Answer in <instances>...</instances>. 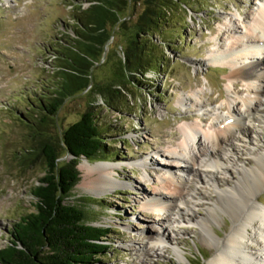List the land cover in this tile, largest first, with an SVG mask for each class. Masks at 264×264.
I'll return each mask as SVG.
<instances>
[{
    "label": "rangeland",
    "instance_id": "374dc122",
    "mask_svg": "<svg viewBox=\"0 0 264 264\" xmlns=\"http://www.w3.org/2000/svg\"><path fill=\"white\" fill-rule=\"evenodd\" d=\"M90 1L0 0V249L8 245L20 218L35 210L33 190L45 174V163L41 157L22 163L30 157L27 152L35 144V133L58 136L92 111L106 130V153L94 160L80 159L81 179L67 204L83 209L89 224L110 230V248L96 264H209L217 253L215 240H224L233 227L230 212L215 208L217 192L227 191L239 179L241 167L255 166L262 154L258 147L264 148V119L250 124L255 128L248 136L238 135V142H230L237 151L236 164L223 166L228 173L223 168L201 169L221 183L214 185L199 177L191 180L186 188L190 194L181 203L168 178L180 176L184 163L167 153L173 151L183 125L210 130L237 124L239 117L230 114L227 104L245 113L243 101L260 98L257 90L247 89L241 80L234 89L229 79L231 69L215 58L224 59L225 51L237 40L234 31L246 32L244 25L254 20L264 0L181 1L186 4L178 3L169 25L154 35L147 48H152L154 62L165 63L159 73L139 76L140 83L129 80L122 99L111 107L95 88L68 98L54 121L44 124L39 119L42 111L31 107V102H37L41 87L50 88L57 80L58 44L66 45L75 37L71 26L77 8H87ZM122 42L117 38L106 48L93 71L94 85L106 82L119 69L115 62L123 58ZM261 54L255 53L264 61ZM242 60L239 64L245 65L247 59ZM230 151L225 152L230 155ZM70 159L65 156L62 161ZM143 162H147L145 167ZM87 165L108 166L110 177L121 185L88 187ZM154 190L168 200L158 210L147 205ZM255 200L264 208V189ZM181 214L195 219L183 222ZM204 219L209 221L208 232L199 224ZM246 244L250 248L246 252L253 253L254 245L247 240ZM147 247L158 251L148 256Z\"/></svg>",
    "mask_w": 264,
    "mask_h": 264
},
{
    "label": "trees",
    "instance_id": "16d2710c",
    "mask_svg": "<svg viewBox=\"0 0 264 264\" xmlns=\"http://www.w3.org/2000/svg\"><path fill=\"white\" fill-rule=\"evenodd\" d=\"M181 1L91 0L87 8H77L71 26L75 37L66 45L58 44L57 80L50 88L41 87L37 102L30 105L42 111L40 121H54L68 98L94 88L111 107L120 102L129 80L140 83L139 76L159 73L165 63L154 62L152 48H147L169 25ZM117 38L123 41V58L115 62L119 69L106 82L94 85L93 71ZM96 118L88 111L58 136L35 133V144L27 152L30 157L22 163L41 157L45 174L33 190L35 210L14 226L8 245L0 249V264H96L110 248V230L89 224L83 209L67 204L81 179L80 159L94 160L106 153V130ZM35 127L39 129L37 123ZM65 156L71 159L62 161Z\"/></svg>",
    "mask_w": 264,
    "mask_h": 264
},
{
    "label": "bare ground",
    "instance_id": "6f19581e",
    "mask_svg": "<svg viewBox=\"0 0 264 264\" xmlns=\"http://www.w3.org/2000/svg\"><path fill=\"white\" fill-rule=\"evenodd\" d=\"M244 27L246 28L245 33L238 32L239 30L234 31V34L238 36L237 40L230 50L225 51L224 59L215 58V61L222 62L231 69L229 79L234 89H237L236 85L241 80L247 89L257 90L256 93L260 95V98L256 101L244 100L243 103L247 108L245 113H242L239 108L232 107L231 103L227 104L230 114L234 113L236 117H239L236 119L239 120L237 124L229 123L224 127L214 126L210 130L200 129L192 124H185L181 127L177 142L173 144V151L167 153L169 158L175 161L181 160L184 163V166L179 169L180 176L174 174L168 178V183H171L169 186L174 188V194L178 195L180 203L190 194L186 188L192 184L191 180L199 177L202 181L208 179L214 185H219L221 181L218 178L211 176L212 173L202 172L201 169L217 170L222 169L227 162L236 164L234 155L237 149H234L230 142H238V135L248 136V133L254 131L255 128H252L250 124L254 125L264 119V61H260L255 55L257 52L264 55V3L259 6L254 20L245 24ZM243 53H246L248 57L244 54L243 58ZM242 59H247L245 65L239 64L238 60ZM228 148L232 151L230 155L225 152ZM258 150H262V154L256 158L255 166L251 169L241 167L239 179L227 191L217 192L215 208L221 212H230L233 227L224 240H215L217 253L209 264H264V208L257 206L258 200H255L256 195L264 189V148L258 147ZM250 163L252 162L249 161ZM146 164L147 162H143L142 166L145 167ZM108 168V166L104 169L100 166H88L87 176L90 178L88 187L96 189L105 186L111 188L120 186V182L110 177ZM222 170L227 173L229 171L228 168ZM148 176L151 177L152 173L148 172ZM158 181L161 179L159 178ZM223 182L226 184L229 181L224 180ZM154 191L147 205L158 210L163 202L168 200L157 190ZM175 208L176 206H173L171 210L174 211ZM208 216L213 218L211 213H208ZM194 219V216L181 214L183 222L187 220V222H192ZM199 224L208 232L209 221L207 219L200 221ZM251 229L254 231L252 234ZM163 239L164 236L161 237V240ZM246 240L254 245V248L251 247L253 253L246 252L250 249L246 246ZM157 251L158 249L152 247H147L146 250L147 254H156Z\"/></svg>",
    "mask_w": 264,
    "mask_h": 264
}]
</instances>
